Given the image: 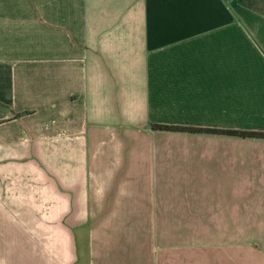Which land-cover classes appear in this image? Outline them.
Wrapping results in <instances>:
<instances>
[{
    "label": "crops",
    "instance_id": "crops-1",
    "mask_svg": "<svg viewBox=\"0 0 264 264\" xmlns=\"http://www.w3.org/2000/svg\"><path fill=\"white\" fill-rule=\"evenodd\" d=\"M155 124L264 131V0H0V264H75L86 203H156L182 132ZM217 239L202 264H264V234Z\"/></svg>",
    "mask_w": 264,
    "mask_h": 264
},
{
    "label": "rangeland",
    "instance_id": "rangeland-1",
    "mask_svg": "<svg viewBox=\"0 0 264 264\" xmlns=\"http://www.w3.org/2000/svg\"><path fill=\"white\" fill-rule=\"evenodd\" d=\"M224 154L242 164L243 176L240 188L223 199L217 175ZM157 159L158 167L171 165L167 175L157 169L156 203H96L93 215L92 203L84 205L75 264H186L187 255L202 264L207 255L221 254L217 237L264 234V172H258L264 169V139L158 132Z\"/></svg>",
    "mask_w": 264,
    "mask_h": 264
},
{
    "label": "trees",
    "instance_id": "trees-1",
    "mask_svg": "<svg viewBox=\"0 0 264 264\" xmlns=\"http://www.w3.org/2000/svg\"><path fill=\"white\" fill-rule=\"evenodd\" d=\"M153 128L160 131L224 134V135H232V136H240V137L264 138V131H253V130L200 128V127L166 125V124H155L153 125Z\"/></svg>",
    "mask_w": 264,
    "mask_h": 264
}]
</instances>
